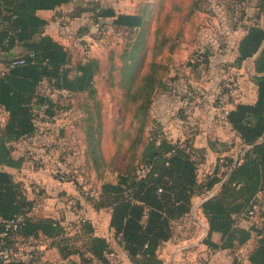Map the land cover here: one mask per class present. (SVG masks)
<instances>
[{"label": "trees", "instance_id": "1", "mask_svg": "<svg viewBox=\"0 0 264 264\" xmlns=\"http://www.w3.org/2000/svg\"><path fill=\"white\" fill-rule=\"evenodd\" d=\"M75 2L0 0V56L20 48L26 58L23 66L12 69H7L0 60V253H15L28 246L43 247L45 252L43 259L37 257L29 262L12 259L3 264H109L108 256L113 252L105 239L91 235L88 225L84 227L88 236L84 240L76 235V229L63 225L62 220L35 219L32 213L42 192H28L22 182L4 171V168L21 169L30 157L41 163L38 154L32 152L27 157L18 146L34 150L35 121L40 115L41 120L50 122L44 136H53L54 140L46 148H52L57 139H63L60 156L71 155L70 162L62 161L66 165L63 173H69V180L80 181L83 171L94 173L99 186L94 191L96 197L89 201L95 211L110 213L109 227L129 263L164 264L159 256L161 247L177 234V227L191 215L193 198L202 196L199 208L207 227L202 245L207 250L231 254L248 247L244 258L234 256L228 264H264V47H261L264 27L254 23L244 29L233 62L234 67L242 68L254 58L251 79L256 87V100L253 104L235 105L226 117L238 139L236 151L244 149L236 166L235 154L225 157L206 183H202L198 165L186 151L188 141L169 140L162 126L151 119L154 97L168 90V73L158 78L152 62L146 73L136 72L138 41L144 26L142 14H119L99 3H91L84 9L75 8L69 14L61 11L62 7ZM251 2L229 0L225 10L230 23L236 27L247 18L245 8ZM252 6L255 12L252 18L259 20L264 14V0H253ZM41 11H58L53 19H60L63 26L70 24L69 19L82 20L86 15L94 23L109 20L114 28L124 29L128 34L139 32L131 51H124L119 68L121 87L127 99L123 104L132 109L129 124L134 127V136L129 146L133 150L129 164L117 172L114 182L103 181L101 174L107 170L108 161L103 156L102 123L96 101L99 61L83 53L78 58V47L71 48L46 34L49 21L38 15ZM156 42L155 37L153 46ZM190 66L195 70L194 65ZM47 89L56 91L55 99L45 93ZM79 94H87L93 101L95 116L87 108V118L81 117L80 127L79 122L75 123L82 141L71 148L64 139L65 127L56 129L54 125L55 120L70 109L65 102L67 97ZM93 117L97 118L95 124ZM123 131V128L119 130V141L128 137ZM44 136L36 138L35 143H40L39 139H45ZM215 189L218 190L211 195ZM18 216L22 217L19 227L7 232L5 224ZM74 231L75 234H71ZM214 235L219 236L218 242L212 240ZM47 252L50 258H46Z\"/></svg>", "mask_w": 264, "mask_h": 264}, {"label": "rangeland", "instance_id": "2", "mask_svg": "<svg viewBox=\"0 0 264 264\" xmlns=\"http://www.w3.org/2000/svg\"><path fill=\"white\" fill-rule=\"evenodd\" d=\"M228 2L229 0H76L75 3L64 7L61 11L69 14L75 8L76 10L84 9L91 3H99L102 7H114L117 13L142 14L144 26L140 32V42L138 41L136 72L146 73L149 63L152 62L158 78L162 77L165 72L168 73L166 79L168 90L159 92L154 97L150 112L151 119L162 126V131L163 127L170 123L173 126L186 125L187 129L177 131L188 132L189 130L190 135L201 132L205 139L204 142L220 144L224 141L230 142L233 135L227 124L216 119L217 99L223 93H231L236 99L239 97L252 99L253 83L248 80L243 70L238 77L237 87L232 85L235 76L228 70V67L233 64L234 60L232 61L230 56L233 51H236L243 28L232 30L228 13L225 10ZM84 17L87 16L84 15ZM54 20L55 18L52 21ZM69 23L68 26H64V30L56 28L52 23L50 31L60 43L71 48L78 47L76 53L78 58L83 53L99 61V73L95 79L96 101H98L99 119L102 123V151L108 161L107 170L101 174L103 181L114 182L117 172L129 164V156L133 151L129 149V146L134 136V127L129 124L132 109L123 104L127 99L121 87L123 82L119 68L124 51H131L134 39L139 32L124 33L114 28L109 20L103 21L102 26L100 25L102 28L100 27L98 32H95L93 28L89 29L90 20L79 22L76 19H69ZM99 32L102 34L98 35ZM79 35L83 37L82 42L76 40ZM155 37L157 42L153 46ZM85 47H87L86 52ZM197 58H201V64L194 61ZM190 65H194L195 70H192ZM65 102L70 105V109L57 121L56 129L64 125V139L71 148H75L80 144L79 141H82V135L75 123L79 122L77 125L79 128L81 117L87 118V108L95 116L94 105L87 94L67 97ZM84 111L85 115H82ZM96 121L97 118L93 117V124ZM121 128L124 129L122 133H128V137L119 141L117 135ZM180 133H177L174 139L179 138ZM106 135L107 138H103ZM70 156H60L59 153L57 160L61 164L55 168L43 162L49 169V175L52 177L55 172H64L66 165L62 161L70 162ZM197 165H199L198 162ZM94 177L93 172L87 173L86 171H83V175L79 177L81 187H83L84 198L82 200L84 201L90 200L89 195L93 194L99 186ZM56 183L58 182L50 186L48 190L50 194L47 193L45 187L38 184L42 190L41 197L46 198L53 194L51 201L61 204L73 200L67 196L58 200L61 191ZM30 184L34 183L31 182L28 185ZM49 207H42L46 214L54 212ZM62 207L61 210L64 213L65 209ZM69 207L72 212L73 208L77 211L81 209L87 211L85 202L81 206L71 204ZM56 213L58 216V212ZM87 218L81 216L85 223L88 222ZM85 223H80V227L85 226ZM202 233L203 231L198 238L194 239L196 242L194 245L186 246L173 260L168 259L169 253H165V256L162 254L166 248V244L163 245L160 249V256H163V259H160L164 262L168 260L169 263L225 264L231 263L234 256L244 258L248 247L242 248L237 254L207 250L200 243L204 237ZM184 238L186 235L178 232L173 242L169 244L178 249L182 245L179 242ZM212 240L218 242L219 237L214 235ZM115 241L118 244L116 239ZM113 252L117 255L116 263H129L128 259L124 258L120 247H115ZM47 257H51L48 252Z\"/></svg>", "mask_w": 264, "mask_h": 264}, {"label": "crops", "instance_id": "3", "mask_svg": "<svg viewBox=\"0 0 264 264\" xmlns=\"http://www.w3.org/2000/svg\"><path fill=\"white\" fill-rule=\"evenodd\" d=\"M252 5H253V0L250 4H247V6L245 8L247 18H246V22H244L243 24L250 23L251 18L255 14ZM62 8H64V7H62ZM110 8L114 9V11L117 13V11L115 10L114 7H110ZM56 14H58V11H55V12L54 11L53 12L41 11L38 13V15L41 18L49 21V25L46 27L45 33L48 35H51V36H52V34L50 31V27H51L50 25L53 23L52 20ZM119 14L131 15V14H135V12H132V13L119 12ZM259 22H260V25L264 27V14H262L260 16ZM119 30L125 33L124 29H119ZM236 49H237V45H236ZM13 54L19 55V54H23V53H22V50L20 48H15L13 50V52L8 54V55H13ZM230 57H231L232 61L235 60L236 51H233V54ZM249 62H250V60L247 61V63L245 65H247ZM58 120L59 119H56L55 123H57ZM54 126H56V125H54ZM62 126H64V125H62ZM185 126H178V125L173 126V124L170 123L167 126L163 127V132L169 140H172L174 142L175 141H179V142L188 141V144L193 149L194 154L197 158V162L199 163V165H198L199 178L204 179L207 175H209L214 170L215 166L219 162H221V159H223L225 157H232L236 153V146L238 145V139L235 138V135L231 130L230 131H231L233 136H232L230 142L224 141L223 143L218 144V143H211L208 141L204 142L205 139L201 135V134H203L201 132L198 133L196 131L197 133H193L192 135H190L191 133H189V130H188V132L180 130L181 133H180V131H177L178 129H183V128H184L183 130H185V128L187 129L188 127L187 126L185 127ZM229 129H230V127H229ZM177 133H180V137L177 139H174L175 135H177ZM56 136L57 135H55V139H56ZM44 137H45V139H43V140L39 139L40 143H38V142L35 143L36 140L34 139L33 144H32V147L34 150H31L28 147H25V145H21V144L18 145L19 149L24 151V153L26 154L27 157L31 156L32 152L33 153L35 152L36 154H38L37 158L43 159V162H45L46 164H49L50 167L55 168L56 166H59L61 164L60 161L57 160V156L61 152L63 139H57L58 140L57 143L56 144L53 143V144H55V146H52V148L49 149L46 147L47 146L49 147L48 143L54 142V140L52 138L53 136L52 137L44 136ZM103 138H107V135H106V137L103 136ZM43 142H45V144H43ZM44 145H46V146L44 147ZM18 155H21V154H18ZM103 155H104V152H103ZM30 158H31V160H29V161L25 160L21 169L15 170V169H11V168H4V171L13 175L14 179L16 181L22 182L25 187H28V184L31 182L37 183L41 187H45L47 193L50 194V192H48L50 186L55 185V182H57V181L49 175V173H48L49 169L47 166H45V164H41L40 168H35L34 166L31 165V164H33L34 157H30ZM105 160H107V159L105 158ZM16 174H17V176H16ZM56 184L60 187V191H61L59 193L60 198L58 200H61L66 196L71 197L73 200H70V202H68V203H62L61 204L60 202L55 203V201H51L52 198L54 197L53 194L48 195V197H46V198L41 197L40 202L37 205V208H35L34 213H32L34 218L35 219H42V218H49L50 217V218L62 220L63 225H66V226L69 225L73 229H76L77 230L76 232H78V234H76V235L83 237L85 240L88 236L84 232L85 226L80 227L79 220L81 219V216H84L85 218L88 217L87 218L88 222L86 223V225H88L90 227L91 235L105 239L108 242V244L112 250L115 247L119 248V245L116 243L115 238L113 236V231L109 227L110 213L105 211V210L95 211L88 201H84L79 197V195L75 189V186L72 183H63V184L56 183ZM217 190L218 189H215L211 193V195L214 194V192H216ZM202 201H203L202 196H195L193 198V209H195L196 218H198L204 224V227L206 228L204 219L201 215V210L199 208ZM83 202H85V204L87 205V207H85V208H87L86 209L87 211H84L83 209H81L83 211H81V210L77 211L75 208H73L72 209L73 212H72L70 209H68V207L71 204H75V205L80 204V206H81V205H83ZM42 207H44V208L49 207L50 209H53L54 212L46 214V212L42 209ZM61 207L65 209L64 213L61 210ZM56 212H58L60 217H59V215L57 216ZM54 216H56V217H54ZM202 231L206 232L207 228L205 231H204V229ZM71 234L74 235L75 231L72 232ZM165 253H169L168 259L173 260L179 256L180 251H178V249H175L174 246L169 244V241H168L166 243V248L162 251V254L164 256H165ZM122 254H123L124 258L127 259L126 254L123 251H122ZM159 256H160V251H159ZM160 258L163 259V256L162 257L160 256ZM126 264H131V263H126ZM164 264H186V263H169V261L166 260ZM225 264H228V263H225Z\"/></svg>", "mask_w": 264, "mask_h": 264}, {"label": "built area", "instance_id": "4", "mask_svg": "<svg viewBox=\"0 0 264 264\" xmlns=\"http://www.w3.org/2000/svg\"><path fill=\"white\" fill-rule=\"evenodd\" d=\"M93 15L95 16L96 13H94ZM87 20H90V25H88L89 29L93 28V29H95V32H98L99 29H100V27L102 26L101 21H95V23H94V21L89 16L82 18V20H76V21H79V22H87ZM235 21L236 20H234V22ZM244 22H246V18H243L242 21L239 22V24L235 27L234 23H230V21H229V23H230L231 28H232L233 31H235V30H237L239 28H243V31H242L243 34L245 32L244 29H246L248 26H250V25H252L254 23H257V24L260 25L259 20H256L254 18H252L250 20V23H248V24H243ZM53 23L55 24V27L56 28H60V29H63L64 30V26L61 24V20L60 19L55 18V20H54ZM83 25L85 26V24H83ZM65 31H66V28H65ZM101 34H102L101 32L98 33V35H101ZM76 40L78 42H82L81 40H83V37L81 35H79V36L76 37ZM86 51H87V47H85V52ZM0 60H1V62L3 64H5V67L7 69H12V68L17 67V66H23L26 63V58L24 57L23 54H19V55L13 54V55H8V56L6 55L4 57L3 56H0ZM194 61L196 63H200V64L202 63L201 62V58L200 59H198V58L197 59H194ZM244 67H242V68H236V67L233 66V64L230 67H228V70H230L231 73H232V75L235 76V78H234L235 80L232 82V85L233 86L237 87V85H238V81H237L238 80V77L242 74V71L243 70H245L246 76H247L248 80L249 81L250 80L252 81L251 76L254 75V73L252 71V63H251V66H250V71L248 70L247 65L244 66ZM45 93L47 95H49V97L51 99H55V96H56V91L55 90H49V89H47ZM251 97H252V99L249 98V100L248 99H244L243 97H239L238 99H236V98L233 97V95L231 93H223V94H221L220 97L217 99V103H216V107H217L216 108L217 109V112L215 114L216 119L219 122H222L224 124H227L226 117L229 114V112L233 110V108H234L235 105H237V104H253L255 102L254 100H256V87H255V85L253 83H252V95H251ZM41 117L42 116L40 115L39 118L37 119L38 121H35V125H36L35 126L36 127V129H35V139L36 138L37 139L38 138H41L42 136H44V134L46 135L45 128L46 127H50V122H48L47 119H45L44 121L41 120ZM12 149H13V153H15L14 148H12ZM186 151H187V153H188L191 161L197 163V158H196V156L194 154L193 149L191 148V146L189 144H188V147L186 148ZM235 157H236V153H235L234 159H235ZM41 164H43V159H41V163L38 164L35 161V157H34L33 164H31V165L34 166L35 168H40L41 167ZM209 175H207L204 179L199 178L200 179V182L206 183ZM52 177H54L55 180L58 183H61V184H63V183H72L75 186V189H76L79 197L81 199L84 198L83 197V193H82L83 187H81L82 186L81 185L82 183L80 181H77V182L70 181L69 180L70 176H69V173L68 172H66V173H63V172H55L54 173V176H52ZM25 188H26V190L28 192H31L33 194H39L40 192H42V190L40 189V187L38 186L37 183L30 184V185H28V187H25ZM89 196H90V198H93V197L95 198L96 197V194L93 193V194H90ZM87 201L92 206L91 202L89 200H87ZM68 209H70V207H68ZM249 214H250V217L252 219L253 213L250 212ZM21 222H22V217L21 216H18L16 218L8 221L5 224V230L7 232L16 231V229L19 227V225H20ZM79 223L84 224L85 221L82 220V219H80L79 220ZM177 228H178L177 233L180 232V233H183L184 235H186V238L182 239L179 242V244H182V245L180 247H178V251H182L184 248H186V246H192V245H194L196 243L194 241V239L198 238L199 235L201 234L202 230L204 229V231H205L207 227L205 228L204 227V224L198 218H196V216H195V209L192 208L191 215L189 217L185 218L184 221L182 222V224L179 225ZM206 233H207V231L202 233V237L203 236L204 237L200 241L201 244H202L203 240L207 236ZM5 234L6 233H4V235ZM175 236L169 241V243L170 242H173V240L175 239ZM116 240L118 241V238ZM213 252H216V251H213ZM37 257H40L41 259H43L45 257L44 248L43 247L28 246V247H25V248L21 249L18 252H15V253H13L12 251H9V252L8 251H2L0 253V264L1 263L2 264L3 263H6V262H8V261H10L12 259L21 260L23 262H29L31 260L37 259ZM116 257H117V255L114 252L110 253L109 256H108V259L110 260V263L109 264H119V263H116Z\"/></svg>", "mask_w": 264, "mask_h": 264}, {"label": "water", "instance_id": "5", "mask_svg": "<svg viewBox=\"0 0 264 264\" xmlns=\"http://www.w3.org/2000/svg\"><path fill=\"white\" fill-rule=\"evenodd\" d=\"M261 47H264V43L262 44ZM256 55H257V54H256ZM256 55H255V56H256ZM253 59H254V58H252V59L250 60V62L247 64V68H248L249 71H250V66H251V63H252ZM243 149H244V148H241V149H239V150L236 152V157H235V164H234V166H236V164H237V162H238V159H239V154H240V152H241ZM206 235H207V233H206Z\"/></svg>", "mask_w": 264, "mask_h": 264}]
</instances>
